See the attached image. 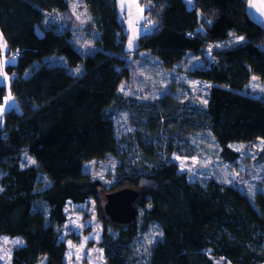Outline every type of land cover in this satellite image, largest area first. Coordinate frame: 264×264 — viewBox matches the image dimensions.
<instances>
[{
    "label": "trees",
    "instance_id": "16d2710c",
    "mask_svg": "<svg viewBox=\"0 0 264 264\" xmlns=\"http://www.w3.org/2000/svg\"><path fill=\"white\" fill-rule=\"evenodd\" d=\"M70 1L0 0V34L15 60L6 72L20 107L7 111L0 126V237L22 239L10 264H66L67 203H86L100 188L125 187L140 194L137 215L122 227L104 219L100 245L107 264H142L134 243L151 225L160 236L143 264H263L264 191L248 195L212 177L192 181L169 157L172 150L191 155L187 135L203 130L229 164L238 158L232 145L261 141L264 163V99L244 92L253 76L264 80V28L247 0H193L191 7L185 0H138L155 24L138 48L165 70L207 86L204 107L191 106L180 121L173 120L177 109L169 107V96L159 100L161 110H143V102L120 94L130 72L118 0H82L96 34L87 55L74 47L70 31L43 22L46 13L67 11ZM188 56L201 65L184 68ZM5 93L0 84V103ZM128 105L148 117L135 119L141 131L156 137L168 123L175 129L165 136L180 132L182 144L169 143L161 156L160 145L140 141L141 158L131 153L132 144L123 148L108 111ZM154 113L164 119L154 122ZM113 157L119 160L109 184L85 169Z\"/></svg>",
    "mask_w": 264,
    "mask_h": 264
},
{
    "label": "rangeland",
    "instance_id": "374dc122",
    "mask_svg": "<svg viewBox=\"0 0 264 264\" xmlns=\"http://www.w3.org/2000/svg\"><path fill=\"white\" fill-rule=\"evenodd\" d=\"M185 1L188 7L192 6L193 0ZM132 3L136 7L130 6ZM117 5L118 10L119 8L122 10L127 5L130 7L127 11L131 13L127 17H125L126 15L120 16L127 31L124 57L130 72L129 78L123 81L120 87L119 92L122 97L137 100L135 102H143L138 105L142 106L143 110L149 105L161 110L159 100L164 96H169L171 98L169 107L173 106L177 109L176 114H173L176 116L173 119L175 121L181 119L177 116L189 114L190 110L193 112L191 106L197 105V107L203 108L207 94V86L204 83L185 76L186 74L183 72L165 70L156 57H152L138 48L139 39L155 25L153 19H149L150 17L145 15V5L140 4L138 0H118ZM131 8L138 12H134ZM49 21L58 30L71 32V41L82 55H87L94 50L92 40L96 34L90 30V12L82 0H71L68 10L64 13L54 15L46 13L44 25L47 26ZM36 32L38 35L43 34L40 27H36ZM188 58L184 63V68L190 69L193 65L197 66L202 63V60L197 56H188ZM14 62L13 56L6 55V47L0 34V84L6 88L5 96L0 103V126L4 125V115L7 111L12 109L19 111L20 108L11 92L6 72L7 65L14 64ZM244 92L246 95L264 99V80L253 76ZM120 108L113 107L108 111L112 115L116 135L122 140L123 148L127 144L125 142H128L129 145L132 144L131 153L139 158L145 153L138 145L140 141L155 142L156 145L152 146L154 149H158L160 145L161 156L166 155L169 143L172 145L171 147H176L179 146L176 144L177 142L182 144L184 141L182 133L179 132L180 135L177 136V131H174L176 135L166 134L165 136V131L170 132L175 129L168 123L164 124L166 128L163 127L156 137L149 131H141L139 127H136L135 119L141 117L143 122H146L148 117L145 116V113L137 114L133 105ZM166 110L164 111L166 112ZM197 111L200 110L197 109ZM154 114V118H156L154 122H157V118L163 117L164 119V115L156 116V113ZM154 122L152 124L155 126ZM187 141L190 145V153L193 152L191 155H187L186 151L181 150L178 153L172 150L169 157L175 160L179 170L185 172L190 180H204L212 177L223 183L232 184L248 195H252L260 188L264 191V163L258 159V153L262 147L261 141L232 145V149L238 152V158L234 164H229L221 158L219 147L208 131L191 132L187 135ZM135 146L137 147L135 148ZM118 160L113 157L106 161L91 162L85 166V169L93 178H99L106 185L113 180L112 176L115 174ZM107 193H109L107 189L100 188L96 191L95 196L88 199L86 203H67L65 208L67 220L61 229V239L66 245V264H107L100 245L102 227L105 222L101 212V202ZM159 236V228L156 225H151L135 241L134 251L139 255L140 253L144 255L141 259L142 264L146 261L152 243ZM21 243L20 237H0V264H10L13 250ZM218 264L222 263L218 262Z\"/></svg>",
    "mask_w": 264,
    "mask_h": 264
},
{
    "label": "water",
    "instance_id": "95a60500",
    "mask_svg": "<svg viewBox=\"0 0 264 264\" xmlns=\"http://www.w3.org/2000/svg\"><path fill=\"white\" fill-rule=\"evenodd\" d=\"M140 194L128 187L105 194L101 202V212L105 220L117 226H127L136 218L134 204Z\"/></svg>",
    "mask_w": 264,
    "mask_h": 264
},
{
    "label": "crops",
    "instance_id": "0c3cea01",
    "mask_svg": "<svg viewBox=\"0 0 264 264\" xmlns=\"http://www.w3.org/2000/svg\"><path fill=\"white\" fill-rule=\"evenodd\" d=\"M132 7H136L133 3L130 5ZM120 7V6H119ZM130 8L127 5L121 8H119L118 12L121 17L129 16L131 13L127 11V9ZM132 9V8H131ZM247 9L249 14L256 20L258 21L264 28V0H247ZM134 12H138L134 9H132ZM262 44L264 45V38L262 41Z\"/></svg>",
    "mask_w": 264,
    "mask_h": 264
}]
</instances>
